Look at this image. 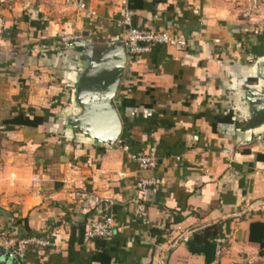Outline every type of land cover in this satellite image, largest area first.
Returning a JSON list of instances; mask_svg holds the SVG:
<instances>
[{
    "label": "crops",
    "instance_id": "1",
    "mask_svg": "<svg viewBox=\"0 0 264 264\" xmlns=\"http://www.w3.org/2000/svg\"><path fill=\"white\" fill-rule=\"evenodd\" d=\"M74 1L0 0V245L12 251L16 234L48 239L29 264H212L221 237L217 264H264V134L248 130L238 98L264 57V31L254 35L243 15L249 0H128L133 26L186 45L127 60L111 146L59 133L76 49L61 50L60 37L77 32L97 49L124 31L119 0ZM150 148L156 166L140 171L130 154ZM140 176L161 184L140 191ZM107 215L113 234L85 239L84 223ZM215 225L219 235L198 239Z\"/></svg>",
    "mask_w": 264,
    "mask_h": 264
},
{
    "label": "water",
    "instance_id": "2",
    "mask_svg": "<svg viewBox=\"0 0 264 264\" xmlns=\"http://www.w3.org/2000/svg\"><path fill=\"white\" fill-rule=\"evenodd\" d=\"M71 56L69 110L57 119L59 133L111 146L122 130L115 99L127 64L123 44L114 39L96 49L93 42L78 41ZM247 79L255 82L248 84ZM241 85L239 105L253 120L248 130L259 138L264 134V57L252 64ZM0 264L21 263L11 250L0 245Z\"/></svg>",
    "mask_w": 264,
    "mask_h": 264
},
{
    "label": "built area",
    "instance_id": "3",
    "mask_svg": "<svg viewBox=\"0 0 264 264\" xmlns=\"http://www.w3.org/2000/svg\"><path fill=\"white\" fill-rule=\"evenodd\" d=\"M66 3L75 4L74 0H65ZM121 18L117 22L119 27L124 28L121 42L123 44L127 60L139 57L150 50L152 46L168 45L178 49L185 47L186 39L182 35H174L165 30L145 29L132 25L131 13L128 8V0H119ZM79 6V5H77ZM93 12H87L85 17H89ZM244 17L249 22L251 32L259 35L264 31V0H249L248 9L244 12ZM3 27V19L0 17V32ZM82 40V35L77 32H70L60 37L59 47L61 50L73 49L78 41ZM120 140L114 142L119 144ZM130 159L136 164L140 171L153 169L156 166V153L153 148L148 151H136L130 154ZM33 181H36L33 178ZM161 184V180L152 176H140L135 182V187L144 191L150 187ZM133 214L138 217L143 224L147 223L146 206L139 199L133 200ZM115 222L112 216L107 215L101 219L86 221L83 225V237L85 239L108 238L113 234ZM224 239L217 237L214 239L215 260L212 264H217L220 256V246ZM50 241L46 238L31 235L21 237L14 245L12 252L21 264H29L26 261V254L31 251L37 259L41 258Z\"/></svg>",
    "mask_w": 264,
    "mask_h": 264
},
{
    "label": "trees",
    "instance_id": "4",
    "mask_svg": "<svg viewBox=\"0 0 264 264\" xmlns=\"http://www.w3.org/2000/svg\"><path fill=\"white\" fill-rule=\"evenodd\" d=\"M60 97H62V95H60L59 97H55V99H60ZM33 120L34 121H41V119H39L38 117H33ZM33 121V123H34ZM32 121L26 119L25 120V123H30ZM23 222H26L25 219H23ZM220 226L219 225H215V226H212V227H207L205 229H203L200 233V235H198V239H203V238H206V239H213L215 236L219 235L220 234ZM25 236H29V233L26 234ZM260 246H264V240L260 241Z\"/></svg>",
    "mask_w": 264,
    "mask_h": 264
},
{
    "label": "rangeland",
    "instance_id": "5",
    "mask_svg": "<svg viewBox=\"0 0 264 264\" xmlns=\"http://www.w3.org/2000/svg\"><path fill=\"white\" fill-rule=\"evenodd\" d=\"M10 237L13 238V245H14L22 236L16 234V235H11Z\"/></svg>",
    "mask_w": 264,
    "mask_h": 264
}]
</instances>
